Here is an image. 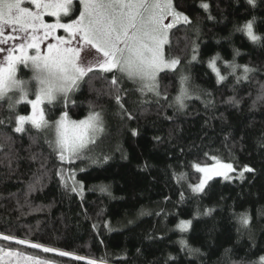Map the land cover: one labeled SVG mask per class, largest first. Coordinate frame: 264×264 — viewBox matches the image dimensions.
Instances as JSON below:
<instances>
[{"label":"trees","instance_id":"16d2710c","mask_svg":"<svg viewBox=\"0 0 264 264\" xmlns=\"http://www.w3.org/2000/svg\"><path fill=\"white\" fill-rule=\"evenodd\" d=\"M203 2L210 5L207 12L200 7ZM173 3L200 29L197 40L189 26H178L172 47L166 50L181 58L179 67L190 75L196 95L178 111L168 103L178 92L179 72H168L160 79L168 103L155 102L151 94L142 97L138 85L125 80L123 103L133 117L128 119L114 99L104 94L110 87L107 80H96L91 88L82 83L73 96L78 106H70L69 115L83 119L90 102L95 110L103 109L105 132L86 154L101 162L85 159L61 164L48 144L54 133L30 127L15 133L14 116L10 120L7 103L0 102V120H4L0 124V248L50 264H87L89 260L96 264H260L264 257V99L258 96L264 86V0H257L256 8L246 0ZM209 15L214 19L209 20ZM253 17L254 31L262 37L259 44L234 31ZM190 40L198 42V59L187 64ZM234 50L240 52L235 62L255 71L247 81L237 83L228 74L217 83L209 59L218 53L222 62L232 61ZM30 75L27 70L20 73L24 79ZM233 96L240 104L226 102ZM209 99L213 106H206ZM15 112L29 114L30 108L20 105ZM59 115L58 110H46L50 123ZM132 129L137 135L131 134ZM212 157L255 171L246 172L243 179L216 176L205 193H192L188 185L201 177L193 165L209 164L215 161ZM60 167L76 171V179L85 186L82 196L58 183L55 171ZM45 170L47 176L37 184L38 190L29 193L28 185ZM181 173L186 179L177 182ZM99 186H107L111 195L99 191ZM26 194L31 207L21 209ZM208 209L213 211L204 215ZM198 211L201 215L196 216ZM245 212L250 216L247 227L237 219ZM182 219L192 220L186 233L176 228ZM105 221L111 231L104 227ZM4 235L15 239L4 241ZM17 239L67 251L71 257L19 245ZM182 239L198 251L183 248ZM75 256L83 259L77 261ZM9 258L3 256L0 264H16L15 257Z\"/></svg>","mask_w":264,"mask_h":264},{"label":"snow or ice","instance_id":"6c2138e0","mask_svg":"<svg viewBox=\"0 0 264 264\" xmlns=\"http://www.w3.org/2000/svg\"><path fill=\"white\" fill-rule=\"evenodd\" d=\"M246 4L256 8L257 0H246ZM200 7L207 12L210 5L203 2ZM46 16L54 18L53 22H48ZM207 18L214 19L211 15ZM255 20V17L249 19L234 31L245 34L253 44H259L262 37L254 31ZM181 25L189 26L198 40L199 27L193 26L189 16L177 10L173 0H0V102L7 103L11 114L9 119L14 116V132L24 133L28 127L45 132L51 130L54 138L48 144L61 164L85 159L93 164L101 162L86 154L91 152V146L105 132L103 109L95 110L90 102L87 116L72 119L70 106H78L73 96L82 83H88L91 88L96 80H107L110 87L104 94L114 99L120 112L132 119L123 103V95L127 91L121 87L123 82L128 80L138 85L142 97L151 94L155 102L168 103L167 91L162 93L160 79L168 72H179L178 94L168 103V107L178 111L183 109L186 107L185 101L190 98L191 77L179 67L181 58L170 56L166 51L172 47L173 30ZM60 30L63 31L62 35L58 34ZM197 40H190L186 45V50L190 46L192 53L187 64L198 59ZM239 55V50H234L233 60L225 62L230 69L229 75L235 76L237 83L249 80V74L255 71L247 65H237L235 57ZM219 59L221 57L217 53L208 61L217 83L227 78L217 66ZM239 68H242V74L236 75ZM24 70L31 72L28 79L20 76ZM205 95L211 96L210 93ZM258 98L264 99V86ZM226 102L238 105L241 101L233 96ZM20 105L29 107V114H16L15 110ZM206 106H213L210 99L206 101ZM46 110L49 113L60 111L59 118L50 123L46 119ZM3 123L4 120H0V124ZM131 134L137 135L136 129H132ZM107 159V156L103 157V160ZM212 159L216 161L212 165H193L202 175L198 183L188 185L192 193H205L209 181L216 176H222L225 180L232 178L229 173L235 172V169L231 163H222L216 157ZM254 171L244 166L239 177L243 179L245 172ZM46 176L47 170L37 181L28 185V192L37 191V184H42ZM55 176L59 177L58 183L64 189L83 195L85 186L76 179L75 170L60 167L55 171ZM176 179L181 182L186 179V174H178ZM99 191L108 192V188L99 186ZM108 194L111 195L110 192ZM183 195L181 193V199ZM25 205L31 207L27 194L25 204L20 205L21 209ZM212 211L208 209L203 214L210 215ZM199 215L201 213L198 211L196 216ZM237 219L241 226H249L250 216L246 212L240 213ZM191 225L192 220L182 219L176 228L186 233ZM92 227L95 229L97 225L93 224ZM104 227L111 231L108 221L104 222ZM2 239L11 241L15 238L4 235ZM16 243L30 244L32 249H42L44 253L71 257L67 251H57L26 239H17ZM180 243L190 253L198 251L191 249L186 240L182 239ZM5 255L17 257L16 264H50L49 261L19 252L5 253L0 248V259ZM74 259L79 261L83 258L75 256ZM87 264H96V261L89 260ZM260 264H264V257L260 258Z\"/></svg>","mask_w":264,"mask_h":264},{"label":"rangeland","instance_id":"374dc122","mask_svg":"<svg viewBox=\"0 0 264 264\" xmlns=\"http://www.w3.org/2000/svg\"><path fill=\"white\" fill-rule=\"evenodd\" d=\"M45 19L48 21V22H53V19L54 18H51V17H45ZM66 22V21H65ZM58 34H63V31L62 30H60L59 32H58ZM225 62H231V61H225ZM225 62H222L220 59L219 60H217V66L220 68V70H221V74H223V75H225L226 77H228V74L230 73V69H228V67H227V64L225 63ZM236 63V62H235ZM221 64L223 65L222 67L223 68H221ZM237 64V63H236ZM237 65H241V66H243V65H245V64H237ZM227 72V73H226ZM186 74V73H185ZM242 74V68H239V69H237V72H236V75H241ZM21 78H23L24 79V77H22L21 76ZM195 90H193V88H192V86H191V83H190V97H193V96H195L196 95V93L194 92ZM178 94V92L176 93V95ZM175 95V96H176ZM174 96V97H175ZM59 118V117H58ZM58 118H56V119H58ZM77 120V119H76ZM219 161H221L222 163H230V162H227V161H224V160H222V159H218ZM214 163H216V161H213V162H211V163H209V164H205V165H212V164H214ZM232 164V163H231ZM205 165H201L202 167L203 166H205ZM233 165V164H232ZM233 168L235 169V172H232V173H229V175L232 177V178H240L239 177V172L242 170V169H237V168H235L234 166H233ZM244 168V167H243ZM246 173V172H245ZM202 175V174H201ZM245 175V174H244ZM231 178V179H232ZM192 184V183H191ZM192 185H194V184H192ZM8 251H11V250H4V252L6 253V252H8ZM13 252V251H12ZM13 257H10L9 258V260H11ZM16 258V260H17V257H15ZM14 258V259H15ZM16 262V261H15ZM1 263V262H0Z\"/></svg>","mask_w":264,"mask_h":264}]
</instances>
